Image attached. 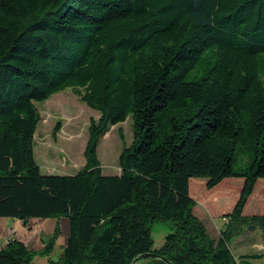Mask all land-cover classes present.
Here are the masks:
<instances>
[{"label":"trees","instance_id":"1","mask_svg":"<svg viewBox=\"0 0 264 264\" xmlns=\"http://www.w3.org/2000/svg\"><path fill=\"white\" fill-rule=\"evenodd\" d=\"M99 113L84 166L43 173L34 155L36 102L63 89ZM131 113L120 173L102 171L97 146ZM55 127L53 136L56 134ZM123 140L122 134H120ZM242 186L229 222L210 237L189 180ZM264 179V0H0V217L56 218L36 250L45 264H251L230 239L260 229L243 210ZM68 221L61 253L50 254ZM169 225L154 247L152 224ZM11 238L0 264H32Z\"/></svg>","mask_w":264,"mask_h":264},{"label":"rangeland","instance_id":"2","mask_svg":"<svg viewBox=\"0 0 264 264\" xmlns=\"http://www.w3.org/2000/svg\"><path fill=\"white\" fill-rule=\"evenodd\" d=\"M35 104L40 115V120L34 134L33 150L35 160L39 164L41 171L43 173L69 174L80 170L85 164L83 152L88 139L89 122L91 118L98 119L99 113L80 101L70 87L52 94L48 99L38 101ZM55 127L58 129L55 136H53ZM133 133V120L131 113H129L125 121L116 125H110L101 135L97 146V156L103 173H120L118 158L123 145L131 143ZM120 134H122L123 140ZM259 190L258 197H254L250 202L251 210H258L260 208L259 210L261 211L262 204L260 206V202L255 200L256 198L259 200L261 198L262 200L264 188ZM213 219V222L220 220L218 218ZM57 220L56 218L31 219L26 223L21 222L18 225H11L10 228H6L0 223V234L7 236L10 233L19 240L26 242L28 247L35 251L32 264H45L48 257L39 254L36 250L41 249L43 244L53 235ZM205 221L202 222L209 236L217 238L219 236L218 233L216 234L217 227L210 223V219ZM228 222L229 218L224 217L222 225H227ZM60 227L61 232L50 254L52 259H56L61 253L62 249L59 244L64 242L68 232L67 219L62 218L60 220ZM168 231L169 225L167 222L159 220L153 222L152 237L155 248L160 247L164 243L165 235ZM254 237L256 240L259 239L257 234H254ZM234 238L236 236L230 239V243H232ZM5 240L4 237H0V243L3 242V245L6 243ZM150 253L155 256V253ZM163 258L166 259L165 257ZM256 262L264 264V260Z\"/></svg>","mask_w":264,"mask_h":264},{"label":"crops","instance_id":"3","mask_svg":"<svg viewBox=\"0 0 264 264\" xmlns=\"http://www.w3.org/2000/svg\"><path fill=\"white\" fill-rule=\"evenodd\" d=\"M241 186L242 179L225 178L219 185L211 190H207L205 188V179L191 178L189 180L190 194L196 199L194 212L204 222H206L205 220L210 219V223L217 227L216 234L218 233L220 235V232L226 227V225H222L224 220L223 214L228 213L232 210L239 195ZM260 186L261 188H259ZM201 187H203V189H201ZM262 188H264V179H259L243 210V213L245 215L256 213L264 214V197H262V200L261 198L260 200L257 198L255 200L260 202V206L262 204L261 211L259 210L260 208L258 210H251L250 208L251 200L256 196L258 197V193L260 192L259 189ZM196 189L198 190V192ZM213 218H218L220 220L218 222H213ZM21 222V220L15 218L0 217V223L3 224L6 228H10L11 225H18V223ZM254 234H257L259 236L258 240L255 239ZM0 237H4L6 240L16 238L10 233L7 236L0 234ZM6 240L5 242H7ZM2 243L3 242L0 243V247L3 245ZM24 243L27 245L26 242ZM62 245L63 242L59 244L60 247H62ZM229 246L231 247V250L235 257L241 255H257V257L250 259L251 264H258L256 261L264 260V240L260 229H255L248 232L242 231L241 233H238L236 235V238L232 240V243H229Z\"/></svg>","mask_w":264,"mask_h":264},{"label":"water","instance_id":"4","mask_svg":"<svg viewBox=\"0 0 264 264\" xmlns=\"http://www.w3.org/2000/svg\"><path fill=\"white\" fill-rule=\"evenodd\" d=\"M22 222H23V223H26L27 220L24 219ZM153 256H154V255L151 254V253L140 254L139 256H137V257L133 260L132 264H136V262H137L139 259H141V258H145V257H153ZM157 257L163 259V260H164L165 262H167L168 264H171L169 261H167V260L164 259L163 257H161V256H157Z\"/></svg>","mask_w":264,"mask_h":264}]
</instances>
